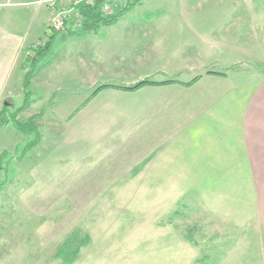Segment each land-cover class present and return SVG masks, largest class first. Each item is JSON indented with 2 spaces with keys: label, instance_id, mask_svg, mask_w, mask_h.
I'll list each match as a JSON object with an SVG mask.
<instances>
[{
  "label": "rangeland",
  "instance_id": "374dc122",
  "mask_svg": "<svg viewBox=\"0 0 264 264\" xmlns=\"http://www.w3.org/2000/svg\"><path fill=\"white\" fill-rule=\"evenodd\" d=\"M128 1L115 3L113 15ZM254 3L256 18L246 0H141L113 29L100 25L95 35L81 34L82 18L66 2L55 12L50 3L38 5L44 15L35 6L4 10L18 29H30L34 44L20 61L23 84L2 106L0 264H264L259 226L237 220L249 210H226L224 217H237L232 224L221 214L206 216L216 209L188 205L194 196L209 199V179L188 176L195 168L183 131L196 117L194 108L210 106L199 91L226 86L214 76L223 67L239 60L264 65V0ZM238 9L242 27L223 29L236 24ZM210 10L217 15L205 12ZM58 11L67 13L64 25L50 30ZM223 38L237 43L242 55L209 47ZM157 72L176 74L188 86L202 80L192 90L199 93L157 102L160 111L181 102L179 120L170 110H140L149 99L144 94L99 90L116 87L105 85L110 81L131 83ZM14 115L36 131H18ZM172 126L174 145L165 141ZM189 230L196 231L193 239ZM223 252L228 256L220 257Z\"/></svg>",
  "mask_w": 264,
  "mask_h": 264
},
{
  "label": "crops",
  "instance_id": "0c3cea01",
  "mask_svg": "<svg viewBox=\"0 0 264 264\" xmlns=\"http://www.w3.org/2000/svg\"><path fill=\"white\" fill-rule=\"evenodd\" d=\"M33 1L34 0H17L16 3H10L11 0L0 1V119L3 117L4 108L2 106L4 105V102H9L7 103L8 105L11 104L13 88L23 82V77H20L19 75L20 69L23 66V64L20 65L21 58L27 52L29 47L34 44L33 39L31 38L30 29L25 31L18 29V26H20L18 25V21L16 22V24L18 23L17 26L13 21L16 19L9 15H5L4 10L14 7L28 8L29 6H35L36 13L42 12L44 15L45 11L41 9L43 6L31 4ZM246 1L251 5V13L249 15L252 18H256L260 12L255 8L254 1L256 0ZM205 12L211 14V16H216L218 13L217 11L212 10ZM127 13L128 11L124 15ZM236 13L239 14L233 15L236 24L227 22L225 26L222 25L223 29L226 28L225 30H227L235 25L242 27L240 22L244 17L243 10L238 9ZM122 17H120V19ZM111 26L112 25L106 27L113 29ZM132 29L144 34L143 27H135ZM191 30L195 32L192 28ZM99 31L100 28L97 32L85 34L95 35L99 33ZM210 32L212 34L214 31L211 29ZM229 34H231V32H229ZM82 35L80 36L79 34L78 39L82 37ZM230 39L233 38L230 37ZM205 41L207 43V39ZM214 46L235 51L242 55L241 51H237L238 44L228 43L227 38H223L220 44L218 43V39H216V42H209L210 48H213ZM239 49L242 48L240 47ZM222 59L223 58L220 60ZM237 62L239 63L232 67H228V69L223 67L224 71L214 75L216 78L226 81L222 82V84H226L225 87L221 89L207 90V92L199 91L204 94V97H206V101L210 106L203 111L194 108L193 112L196 117L188 120L187 124L189 125L186 129L183 128V131H186L188 137V153L190 152L189 156L192 158V160L189 161V166L195 168L193 172H189L190 174L188 176L194 178L203 176L209 179L206 182L209 199L202 202L194 196V201L189 200L188 205H195L193 206L194 208L216 209L218 210V213L212 212L213 215L209 213V216H206L214 218L221 214L220 217L222 216L225 218L224 220L228 219L231 223L234 216L224 217L227 214L226 210L233 209L236 210L235 213H238L239 210L247 209L249 210L247 217L240 215V218L237 220L242 224L247 223L258 225V230L261 235L260 238L263 241L264 65L250 62V60H239ZM228 71L231 72V77L228 75ZM240 78L241 80L239 81L235 80ZM233 79L236 83L231 82ZM143 81L151 82L153 85H146L135 91H124L119 88L108 87L106 91H108V93H123L124 95L131 96L144 94V96L149 99L143 102V105L145 104V106H139L140 110L143 111L144 109H149L151 112L145 111V113L149 112L151 114H156V111L162 113L170 110L173 113H177V120H179L181 102H174L170 109L165 106L162 111L159 110L157 102H166V98L172 94H176L180 97V95L184 94L191 96L194 93H199H192V90L201 83L202 80L188 86V82L183 81L182 78H177L176 74L157 72L144 74L140 79L132 81L131 83L110 81L105 85L131 87ZM154 96H163V98L160 97L159 99ZM188 109H192L190 104ZM182 110H184L183 107ZM176 124L177 122L175 121L173 125ZM173 128L174 126H172L171 130H167L172 131L171 135L167 134V137L168 135L171 137L165 138V141H171V143L168 144L172 145L177 143L176 140H174L176 139V136ZM158 135L159 134H157L156 137H158ZM157 140L160 141L159 138H157ZM156 175L160 177L159 175L162 174ZM168 176L174 178L179 177L180 174L171 173L168 174ZM237 180L239 181V187L242 186L241 189L235 186ZM200 203H204L203 206ZM234 218L236 219L237 217ZM224 220H219V222L215 223L223 224L225 223ZM204 222H206L205 225L212 223L211 220H205ZM195 228L196 227L193 229ZM195 232L196 231L189 230V239H193ZM230 254H232V252H229V255ZM227 256V252H223L220 255V257Z\"/></svg>",
  "mask_w": 264,
  "mask_h": 264
},
{
  "label": "trees",
  "instance_id": "16d2710c",
  "mask_svg": "<svg viewBox=\"0 0 264 264\" xmlns=\"http://www.w3.org/2000/svg\"><path fill=\"white\" fill-rule=\"evenodd\" d=\"M129 0L128 3H126V6L121 8V9H116V13L115 15L111 16V17H104L102 16L100 9L102 6L103 1L102 0H98L96 2V5L94 7H89V6H81L78 8V12H79V16L82 18V30L81 34H85V33H94L97 32L98 27L100 25H111L113 23H115L120 17H122L127 11L131 10L133 7H135V5L137 3H139L141 0ZM49 47H47V49H49ZM44 54H42L43 56ZM28 80V79H27ZM27 83V81H26ZM168 83V82H166ZM26 85V84H25ZM146 85H153V83L151 82H147V81H143L140 82L138 84H136L135 86H131V87H115V88H119L122 89L124 91H135L138 90ZM110 86H104L99 88L103 89V88H107ZM28 99V97H26V100ZM28 106V101L23 105V108H20L17 112L19 111H23L24 109H26ZM7 121L0 119V123L4 124ZM12 122L15 124L16 128L18 131H20L23 134H28L31 131H36L35 129L31 128L29 129L28 126L22 125L15 117V115L12 118Z\"/></svg>",
  "mask_w": 264,
  "mask_h": 264
},
{
  "label": "built area",
  "instance_id": "2783aa9c",
  "mask_svg": "<svg viewBox=\"0 0 264 264\" xmlns=\"http://www.w3.org/2000/svg\"><path fill=\"white\" fill-rule=\"evenodd\" d=\"M98 0H34V4L37 5H43V4H48L50 5L51 10L55 12V8L57 7V4L60 5L62 2L68 3L70 6H74V9L76 8L78 10L79 7L81 6H89V7H94L96 5V2ZM102 6H101V11L105 15H113L114 10H115V3H117L120 0H102ZM50 3V4H49ZM71 12V11H70ZM67 13L66 12H59L57 14H54L53 18L50 21L49 24V29L54 30V31H59L62 29L64 25V19L66 17Z\"/></svg>",
  "mask_w": 264,
  "mask_h": 264
}]
</instances>
